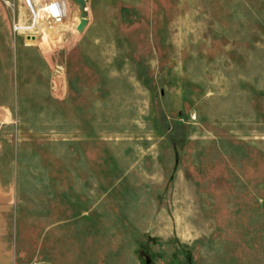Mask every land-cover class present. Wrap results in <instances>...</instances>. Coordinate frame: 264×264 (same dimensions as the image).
<instances>
[{"label": "rangeland", "instance_id": "1", "mask_svg": "<svg viewBox=\"0 0 264 264\" xmlns=\"http://www.w3.org/2000/svg\"><path fill=\"white\" fill-rule=\"evenodd\" d=\"M66 1L0 0L10 264H264V0Z\"/></svg>", "mask_w": 264, "mask_h": 264}, {"label": "built area", "instance_id": "2", "mask_svg": "<svg viewBox=\"0 0 264 264\" xmlns=\"http://www.w3.org/2000/svg\"><path fill=\"white\" fill-rule=\"evenodd\" d=\"M22 2L28 9L30 22L25 27L14 26V30L24 29L29 32L40 26H48L47 24L57 26L65 20L66 0H22Z\"/></svg>", "mask_w": 264, "mask_h": 264}, {"label": "crops", "instance_id": "3", "mask_svg": "<svg viewBox=\"0 0 264 264\" xmlns=\"http://www.w3.org/2000/svg\"><path fill=\"white\" fill-rule=\"evenodd\" d=\"M66 3L68 2L66 1ZM47 25L55 26L53 24ZM56 27L58 28L59 25ZM5 206V203L0 202V264H10L7 250V238L12 234L13 228L15 229V218L12 219L8 216Z\"/></svg>", "mask_w": 264, "mask_h": 264}, {"label": "water", "instance_id": "4", "mask_svg": "<svg viewBox=\"0 0 264 264\" xmlns=\"http://www.w3.org/2000/svg\"><path fill=\"white\" fill-rule=\"evenodd\" d=\"M69 1H75V0H69ZM84 24H85V20L80 19V20H79V23H78V25L76 26L75 29H76L78 32H80Z\"/></svg>", "mask_w": 264, "mask_h": 264}]
</instances>
